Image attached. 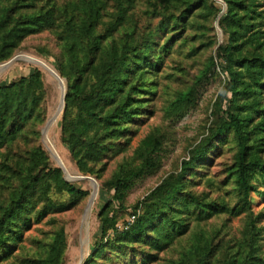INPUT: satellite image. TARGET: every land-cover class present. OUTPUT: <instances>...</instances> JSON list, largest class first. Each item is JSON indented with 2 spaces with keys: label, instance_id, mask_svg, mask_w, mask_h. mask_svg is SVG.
Instances as JSON below:
<instances>
[{
  "label": "trees",
  "instance_id": "trees-1",
  "mask_svg": "<svg viewBox=\"0 0 264 264\" xmlns=\"http://www.w3.org/2000/svg\"><path fill=\"white\" fill-rule=\"evenodd\" d=\"M135 1L0 0V64L33 37L47 34L54 41L38 53L55 60L65 82L61 143L80 177L94 178L109 197L83 264H157L175 245L180 249L168 264H264V212H254L252 199L264 197V0H146L145 14L159 21L144 31L134 21ZM198 18L217 22L226 36L217 57L227 79L212 121L178 168L129 205L138 182L161 169L165 135L153 131L127 153L153 114L150 96L166 57L176 44L194 40L188 30ZM212 25L204 29L214 32ZM199 50L193 47L190 56ZM216 66L210 56L193 84L177 91L167 108L171 119L195 106ZM45 75L36 66L0 84V264H66L64 226L32 253L23 245L26 233L49 215L86 203L92 193L67 181L43 144L51 97ZM216 187L230 200L213 195ZM216 217L220 226L198 230ZM238 217L242 228L234 234L229 223Z\"/></svg>",
  "mask_w": 264,
  "mask_h": 264
},
{
  "label": "rangeland",
  "instance_id": "rangeland-1",
  "mask_svg": "<svg viewBox=\"0 0 264 264\" xmlns=\"http://www.w3.org/2000/svg\"><path fill=\"white\" fill-rule=\"evenodd\" d=\"M216 1L221 3L219 0ZM147 8L148 4L146 0H136L134 2V21L138 24L140 31L155 28L156 23L159 21V18L152 19L145 14ZM197 22V27L193 30L192 28L188 30L195 37L194 40L183 46L176 44L171 54L166 57L164 66L160 70L156 80V95L154 97L150 96L152 99L151 103L153 104V114L148 116L146 123L139 128L133 146L127 153V156H131L139 142L153 131L160 130L165 135V151L162 156L161 169L157 173L147 176L138 182L128 197L129 205H133L138 200L147 196L165 176L178 168L181 160L188 157L190 146L201 138L212 121L211 114L214 103L219 99L227 79L225 72L219 69L222 68V64L221 60L217 57V50L220 45L225 43L226 36L219 28L217 22L212 25L210 21H205L201 18H198ZM210 25L214 27V32L204 29ZM211 41L216 43L213 44ZM24 45L25 49L17 53L11 64L8 65L10 61L0 64V69L8 65L4 70L0 71V84L7 85L16 77L30 75L36 66H40L46 72V81L51 87L47 123L51 119L52 123L44 131V136L42 137L43 144L49 152L54 165L60 167L61 164L64 167V177L69 182H75L80 188H90L92 193L86 203H82L65 213L49 215L40 224H35L26 233L23 245L26 251L35 252L42 247L44 241L53 235L56 229L64 226L68 241L66 264H83L94 246L96 236L100 233L98 213L104 204L108 202L109 197L104 190L100 189L98 182L94 178L88 177L92 180L78 179L80 174L70 160L67 147L61 143L60 116L62 113L60 115L58 113L62 107L60 105L63 99L62 90L64 92L66 88L65 82L57 72H50V70H55V60L48 54L39 55L38 53L41 47H49L48 49L54 47V41L47 34H44L27 40ZM193 47L200 48V50L192 57L190 53ZM210 56L215 58L217 65L215 69L216 75L210 77L208 82L199 87L195 106L189 109L184 118L178 120L171 119L167 114V108L177 91L186 89L193 84L195 77L204 69ZM226 106L227 102H224V109L227 108ZM123 157L124 155L119 156L110 164L105 174L106 178L111 176L118 162L122 161ZM219 169L220 166H214L211 176H214ZM82 181H86V183H82ZM94 182L97 183V191L95 192L93 187ZM260 186L263 188L264 184H260ZM212 191L213 195H217L225 201L230 200L224 188L216 187ZM54 197L61 200L68 198L67 196L60 198L56 195ZM91 198L92 202L89 204ZM252 199L254 212H264V197L253 194ZM126 217L128 216L126 215ZM221 222L222 220L217 217L210 219L208 222L201 224L198 230H207L214 225L220 226ZM260 223L264 225V217ZM229 224L230 230L234 234L238 233L242 228L241 218L239 217L232 218ZM194 226L196 225L193 224L192 228ZM262 242L264 244V238ZM179 249L180 246L175 245L162 253V260L157 264H168L169 258L176 256ZM16 261L18 260L15 259Z\"/></svg>",
  "mask_w": 264,
  "mask_h": 264
},
{
  "label": "water",
  "instance_id": "water-1",
  "mask_svg": "<svg viewBox=\"0 0 264 264\" xmlns=\"http://www.w3.org/2000/svg\"><path fill=\"white\" fill-rule=\"evenodd\" d=\"M14 61V59L13 60H11L9 63H8V65L9 64H11V62H13ZM8 65H6V66H8ZM6 66H4V67H1V69H0V71H2V70H4L5 68H6ZM62 93H63V99H62V103H61V105H60V107L62 106H64V97H65V91L63 92V90H62ZM60 107H59V109H60ZM62 110H63V108H62ZM52 120V119H51ZM49 121L47 124H46V126L43 128V130H42V137L44 136V131H46L48 128H49V126H50V124L52 123V121ZM60 167L63 169V171H64V173H65V169H64V167L60 164ZM66 179V178H65ZM78 179L79 180H92L91 178H88V177H78ZM67 180V179H66ZM68 181V180H67ZM94 192L95 191H97V183L96 182H94ZM94 192H93V195H94ZM93 195H92V197H93ZM92 202V198L90 199V202H89V204Z\"/></svg>",
  "mask_w": 264,
  "mask_h": 264
},
{
  "label": "bare ground",
  "instance_id": "bare-ground-1",
  "mask_svg": "<svg viewBox=\"0 0 264 264\" xmlns=\"http://www.w3.org/2000/svg\"><path fill=\"white\" fill-rule=\"evenodd\" d=\"M50 72H51V73H55V72H57V71H56V70H50ZM64 88H65V86H64ZM65 89H66V88H65ZM64 91H65V90H64ZM62 108H63V107H61V110H60L59 113H58L59 115H60V113H62Z\"/></svg>",
  "mask_w": 264,
  "mask_h": 264
},
{
  "label": "built area",
  "instance_id": "built-area-1",
  "mask_svg": "<svg viewBox=\"0 0 264 264\" xmlns=\"http://www.w3.org/2000/svg\"><path fill=\"white\" fill-rule=\"evenodd\" d=\"M134 220H135V216H133L130 221L133 222Z\"/></svg>",
  "mask_w": 264,
  "mask_h": 264
}]
</instances>
